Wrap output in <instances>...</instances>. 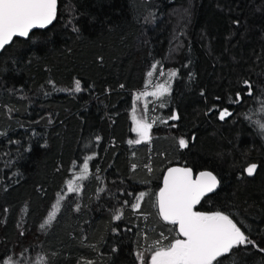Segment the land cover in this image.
<instances>
[{"label": "trees", "instance_id": "16d2710c", "mask_svg": "<svg viewBox=\"0 0 264 264\" xmlns=\"http://www.w3.org/2000/svg\"><path fill=\"white\" fill-rule=\"evenodd\" d=\"M164 80L167 93L136 99ZM133 116L152 123L139 144L129 143L139 139ZM257 121L264 0H58L50 26L0 52V264H141L139 252L149 263L161 233L177 236L155 205L170 166L216 176L195 210L229 214L259 246L233 249L223 264H264ZM89 156L87 179L69 193Z\"/></svg>", "mask_w": 264, "mask_h": 264}, {"label": "snow or ice", "instance_id": "6c2138e0", "mask_svg": "<svg viewBox=\"0 0 264 264\" xmlns=\"http://www.w3.org/2000/svg\"><path fill=\"white\" fill-rule=\"evenodd\" d=\"M57 9L58 0H0V50L9 45L14 37H28L32 30L42 29L51 24L57 17ZM153 68L155 69V65ZM152 74L150 71L147 75L151 77ZM175 75V72L170 73L172 77ZM245 84L247 85L246 94L252 96L251 84L248 81H245ZM157 88L160 91L142 92L136 99L139 100L141 96L164 95L169 91L164 85H157ZM75 91H80L79 81L75 83ZM241 99L240 93H237L233 102H240ZM133 113H135V107ZM227 115L231 113L225 109L220 112L219 118L223 120ZM177 118L175 115L171 117V119ZM133 120L135 123L133 131L138 134L139 139L129 143L139 144L150 139L152 123L136 120L135 116ZM256 123L260 131L264 133V122ZM179 145L186 147L187 142L180 139ZM91 159V156L86 157L79 176L67 181L69 193L80 190L77 180L87 179ZM256 167V164H251L246 171L252 175ZM217 184V178L211 172H201L197 178L193 179L192 170L189 168L168 169L163 179V187L156 193V200L158 214L163 221L173 226L178 225V228L169 229L170 232L176 231L177 236L169 239L161 233V238L149 245L145 251L150 253V264H214V262L223 264L220 258L231 254L233 249L247 245L259 248L229 214L223 211L205 213L195 210L201 198L206 193L212 192ZM57 195L59 199L52 206L53 211L49 213L45 224L55 218L60 200L64 198L59 193ZM145 195L146 193L140 192L135 196V202L130 205L133 210L140 209V202ZM125 203L128 202L125 201ZM117 211L115 219L119 220L122 213ZM41 227L43 228L44 225ZM165 240H168L167 244L164 243ZM259 250L264 252V248ZM137 255L141 264H148L145 260V252H139ZM4 264H12L11 258L4 261Z\"/></svg>", "mask_w": 264, "mask_h": 264}, {"label": "water", "instance_id": "95a60500", "mask_svg": "<svg viewBox=\"0 0 264 264\" xmlns=\"http://www.w3.org/2000/svg\"><path fill=\"white\" fill-rule=\"evenodd\" d=\"M48 26H50V24L49 25H47L45 28H47ZM45 28H42V29H34V30H32L31 32H33V31H36V30H44ZM30 32V33H31ZM27 37H14L13 39H26ZM12 42V41H11ZM10 42V43H11ZM6 46H8V45H6ZM5 46V47H6ZM2 50H0V52H1ZM186 168V167H182V166H170V167H168V168H166L164 171H163V173H162V177H161V181H160V187H159V189L161 188V187H163V179H164V177L167 175V171H168V169H170V168ZM201 172H208V171H201ZM201 172H197V173H195V174H193V172H192V177H193V179H195V178H197L198 176H199V174L201 173ZM216 188H217V186H216ZM215 188V189H216ZM159 189L157 190V192L156 193H158V191H159ZM214 189V190H215ZM214 190L212 191V192H214ZM212 192H208V193H206L203 197H205V196H207V195H209V194H211ZM202 197V198H203ZM155 205H156V210H157V213H158V206H157V200H156V195H155ZM159 215V214H158ZM160 217V216H159ZM161 219H162V217H160ZM163 220V219H162ZM175 228H178V225H176L175 226ZM182 238V237H181Z\"/></svg>", "mask_w": 264, "mask_h": 264}, {"label": "rangeland", "instance_id": "374dc122", "mask_svg": "<svg viewBox=\"0 0 264 264\" xmlns=\"http://www.w3.org/2000/svg\"><path fill=\"white\" fill-rule=\"evenodd\" d=\"M157 85H164V87H168V82L167 81H163V82H161V83H158V84H155L152 88H150V89H146V90H144L143 92H148V93H152V92H158V91H160V89H158L157 88ZM142 93V92H141ZM140 94V93H139ZM158 96H160V95H157V96H152V95H148V96H141V100H142V102H146L147 103V101H149V98H157ZM139 120V119H138ZM135 127V123H134V120H133V118H132V130H133V128ZM132 133L134 134V136H135V138H139V136H138V134L136 133V132H134V131H132ZM148 264H150V259H149V263Z\"/></svg>", "mask_w": 264, "mask_h": 264}]
</instances>
